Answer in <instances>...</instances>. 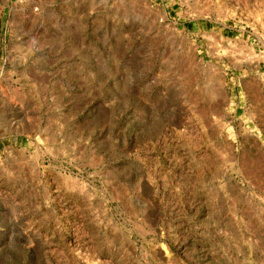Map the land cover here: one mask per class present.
I'll list each match as a JSON object with an SVG mask.
<instances>
[{
	"label": "rangeland",
	"instance_id": "374dc122",
	"mask_svg": "<svg viewBox=\"0 0 264 264\" xmlns=\"http://www.w3.org/2000/svg\"><path fill=\"white\" fill-rule=\"evenodd\" d=\"M0 264H264V0H0Z\"/></svg>",
	"mask_w": 264,
	"mask_h": 264
}]
</instances>
